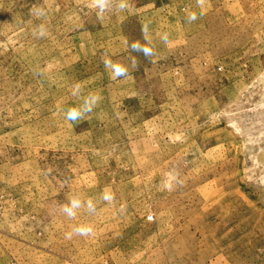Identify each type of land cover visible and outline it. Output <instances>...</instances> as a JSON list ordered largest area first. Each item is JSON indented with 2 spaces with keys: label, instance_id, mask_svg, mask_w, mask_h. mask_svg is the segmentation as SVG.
I'll return each mask as SVG.
<instances>
[{
  "label": "rangeland",
  "instance_id": "obj_1",
  "mask_svg": "<svg viewBox=\"0 0 264 264\" xmlns=\"http://www.w3.org/2000/svg\"><path fill=\"white\" fill-rule=\"evenodd\" d=\"M0 264H264V0H0Z\"/></svg>",
  "mask_w": 264,
  "mask_h": 264
},
{
  "label": "clouds",
  "instance_id": "obj_2",
  "mask_svg": "<svg viewBox=\"0 0 264 264\" xmlns=\"http://www.w3.org/2000/svg\"><path fill=\"white\" fill-rule=\"evenodd\" d=\"M124 5H121L123 7ZM99 7L103 8L104 4H99ZM197 19V15L192 13L188 16L189 21H195ZM161 39L165 42L168 40L167 34L161 36ZM135 47V46H134ZM137 50H142L145 52V55H150L151 51L147 48H138ZM127 72L126 67H121L120 71L117 73L118 75H124ZM94 103V98H85L84 103L79 107H71L67 110V118L69 120H76L81 117L85 112L91 111V108ZM103 200L111 201L114 199L111 192H105L103 194ZM81 207H86L88 212L96 211V203L89 198L87 201H83L79 196H72L69 198L68 202L62 206V211L69 217L74 218L77 215V210ZM93 232V227L91 225L78 224L75 225L72 230L66 233L67 238L71 239L73 234H77L80 236H87Z\"/></svg>",
  "mask_w": 264,
  "mask_h": 264
}]
</instances>
